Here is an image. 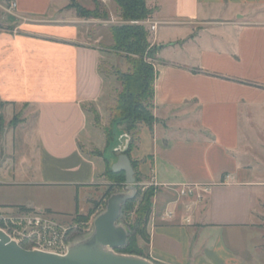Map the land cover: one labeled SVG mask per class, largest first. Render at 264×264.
Wrapping results in <instances>:
<instances>
[{
    "label": "crops",
    "instance_id": "1",
    "mask_svg": "<svg viewBox=\"0 0 264 264\" xmlns=\"http://www.w3.org/2000/svg\"><path fill=\"white\" fill-rule=\"evenodd\" d=\"M150 1L155 122L141 126L131 156L157 190L150 241L138 244L157 264H264V0ZM69 3L0 0L2 211L71 212L63 207L77 203L85 214L90 191L114 181L105 159L112 167L121 152L106 155L89 107L103 117L115 103L118 79L101 64L114 63L111 27L125 21L113 0H102L108 19L79 17ZM17 129L32 147L19 160ZM185 186L193 192L183 195Z\"/></svg>",
    "mask_w": 264,
    "mask_h": 264
},
{
    "label": "trees",
    "instance_id": "2",
    "mask_svg": "<svg viewBox=\"0 0 264 264\" xmlns=\"http://www.w3.org/2000/svg\"><path fill=\"white\" fill-rule=\"evenodd\" d=\"M120 9V16L126 22L121 25H112L113 44L108 47L110 50L123 54L127 60L128 69L122 70L120 67L111 66L110 75H115L120 82L121 88L116 95L114 105L111 107L113 120L110 126L104 128L107 136V147L114 137L115 124L125 126L129 136V142L124 153L128 155L135 170L136 182H140L137 170L138 162L131 156L133 149L137 146L141 126L143 124L152 127L155 122L153 113L155 80L157 71L154 60L158 48L153 46L149 39V30L143 21L153 16V9L147 4V0H113ZM94 7L88 8L77 0H70L67 8L75 9L77 15L83 18L108 19L110 17L108 9L100 0H93ZM132 21L131 23H129ZM95 115L96 123L100 121V114L94 107H89ZM116 152V151H115ZM91 154L103 156L104 152L93 149ZM106 160V171L104 175L118 177L120 181L126 182L125 172L115 173L110 162ZM157 188L154 186L137 187L136 196L128 200L122 209L131 213L135 212L139 219L135 233L128 239L125 247L119 249L122 253L143 255V249L138 244V239L142 238L146 242L150 241L147 226L152 213V199ZM110 192V191H109ZM107 193V195L109 194ZM99 202L94 201L93 207L85 214L77 210L75 214L76 222L88 223L92 216L99 209ZM23 211H31L25 206L19 207ZM51 212V211H48Z\"/></svg>",
    "mask_w": 264,
    "mask_h": 264
},
{
    "label": "water",
    "instance_id": "3",
    "mask_svg": "<svg viewBox=\"0 0 264 264\" xmlns=\"http://www.w3.org/2000/svg\"><path fill=\"white\" fill-rule=\"evenodd\" d=\"M129 142L127 135L124 152ZM112 170L124 171L126 191L110 195L104 211L96 215L93 230L70 244L66 254L22 247L4 230L0 229V264H157L149 258L137 254L122 253L118 250L128 243L129 229L121 221L124 204L137 193L135 170L128 155L121 153Z\"/></svg>",
    "mask_w": 264,
    "mask_h": 264
},
{
    "label": "rangeland",
    "instance_id": "4",
    "mask_svg": "<svg viewBox=\"0 0 264 264\" xmlns=\"http://www.w3.org/2000/svg\"><path fill=\"white\" fill-rule=\"evenodd\" d=\"M68 1L70 2V0H68ZM148 1H150V0H148ZM78 2H80L82 5L88 6V7H90L89 4H91L90 0H78ZM150 2H149V4H150ZM112 20L113 19H111V23H112ZM131 22L132 21H130L129 23H131ZM113 24L114 25H121L123 23L118 24L117 22H115ZM1 27H4V26L0 23V28ZM146 27L149 30V33H150L149 39H150V36H151L153 30H151L150 26H146ZM112 52H114V51H112ZM114 53L117 55L116 58H113L114 63L113 64L108 63V62L102 63L101 64V70L105 75L115 78L116 77L115 75L108 74V72H111V70H112V68H110L112 65L116 66V67L118 66L124 71H126L129 66H128L127 60L123 54H120L117 52H114ZM155 57H157V53H156ZM154 63L156 64L157 62L154 60ZM120 88H121V85H120V82L118 81V86L116 85V87H114V90L116 89V91H115L116 95H117L118 91L120 90ZM109 104H110V102L106 103V105L104 106V109H103V115L104 116L103 117L100 116L99 123L98 124L96 123L99 127H103V129L107 126H110L111 122L113 120L111 107H110V110L108 111L107 106ZM113 105L114 104H111V106H113ZM153 109H154V106H153ZM23 116H24V112L22 110V112H20L19 114H17L15 116L14 126H16V123L18 121L23 120ZM123 128H124V130H126L124 125H123ZM18 131H21V130L17 129V132L15 134L16 137L13 140L12 147H11L12 152L14 151L13 152L14 153L13 154L14 159H17V160L20 159L22 154H27V153L31 152V148H32L31 144L29 142H25L22 140V138H21L22 134H20V132H18ZM121 135H122V130L118 126H115L114 137H113V140H112L111 144L109 145V147L106 148V155L110 156L114 150L119 149L121 146H124V144L126 142L125 140L127 139L128 134L126 132L124 134L123 139H122ZM125 135H126V137H125ZM106 177H107V179L113 178V180H114L113 183L107 185L105 188L93 189L90 191L92 198H94L96 201H98L100 206H99V209L92 216L91 220L88 223L76 222L74 212H76L77 208H79L77 203H75V205L74 204H72V205L68 204V205L63 207L66 210H71V212L70 211H64V212L54 211V213H47L48 218L51 221V224L53 225V227L56 228V231L59 233L58 241L56 243H52L50 245L51 249L58 250L63 245L65 247L69 248L70 244H72L73 242H75L76 240H78L80 238H83L86 234L91 233L93 230V227H94L93 226L94 218L96 217V215H98L99 213H101L102 211H104L106 209L107 200L110 197V195L113 193L119 192V191H126V186H127L126 182L120 181V180H118L119 179L118 177H113L111 175H107ZM139 178L141 179V181L136 182L137 187H142L143 190H145V188L151 187V186H154L156 188V185H154L152 182L148 181V179H145L140 175H139ZM108 192H109V194L107 195ZM85 205L90 206L89 202L86 203ZM83 206L84 205L81 203V208ZM22 212H23V210L19 209L18 206H15V208H13L11 210H6V211L1 210V212H0V216H2V215L5 216V218L0 219V227L6 228V230L8 232L16 235L17 238H19V240H21L20 239L21 235L18 233V231H22L23 228L25 227V224L23 225V227H21V226L17 227L15 222L19 221V220H17V218H19V216H21L20 213H22ZM138 219H139V217L137 214H135V212L128 213V212L124 211L121 214V221L124 224H126V226L129 229V238L132 237V235L135 233V229L137 226ZM260 222H262V224H264V220H260ZM63 233H64V235H63ZM48 235H49V238L52 239V241H53L54 236L51 233ZM238 240H239V242H238L239 249H245L248 247L249 241H248V238L246 237V235H244L243 233L238 234ZM19 244L22 247H24L25 249L31 250L32 243H30L28 240L24 239L23 241H20ZM142 256L149 258V257H147L146 253L143 254Z\"/></svg>",
    "mask_w": 264,
    "mask_h": 264
},
{
    "label": "built area",
    "instance_id": "5",
    "mask_svg": "<svg viewBox=\"0 0 264 264\" xmlns=\"http://www.w3.org/2000/svg\"><path fill=\"white\" fill-rule=\"evenodd\" d=\"M144 23V21L142 22ZM156 24L150 25L151 30H156ZM155 185V183H153ZM193 187L185 186L181 189V193L183 195L191 194L193 192ZM1 212V210H0ZM48 212H35V211H23L21 216L17 218V222L15 224L17 227H23L25 224V227L22 231H18V233L21 235V240L17 238L16 235L8 232L6 228H1L6 233H8L12 239L16 240L18 243L20 241L28 240L30 243H32L31 250H42L52 253H58V254H66L68 251V247H65L64 245L61 246L58 250H53L50 248V245L52 243H56L58 241L59 233L56 231V228L53 227L51 224L50 219L47 215ZM5 218L4 215L0 216V219ZM52 234L54 236V240L49 238L48 234ZM64 235V233H63ZM19 237V236H18ZM63 242V241H62Z\"/></svg>",
    "mask_w": 264,
    "mask_h": 264
}]
</instances>
